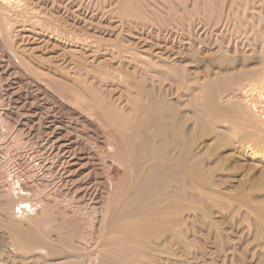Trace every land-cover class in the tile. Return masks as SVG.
Listing matches in <instances>:
<instances>
[{
	"label": "bare ground",
	"instance_id": "bare-ground-1",
	"mask_svg": "<svg viewBox=\"0 0 264 264\" xmlns=\"http://www.w3.org/2000/svg\"><path fill=\"white\" fill-rule=\"evenodd\" d=\"M11 3L10 0H0V35L9 30L10 18L7 19L3 11ZM252 39V42L255 41V38ZM249 44L252 45L251 42ZM222 46L220 44L219 51L216 48L218 52L214 51L213 55L211 52L204 54L203 49L200 56L191 52L187 55V68L178 61L171 62L170 56H162L159 61L168 70L163 66L162 70L155 67L154 58L144 59L138 52L135 53L131 60L137 65L141 61L143 65L140 67L141 63L137 66L132 62L140 77L128 75V78H122L131 95V101L128 100L132 105L130 114L126 113L130 110L129 105L128 111L117 109L113 102L108 104L104 101L100 93L91 95L83 92L85 96L82 93L74 96L73 100L79 106L77 108L86 109V118L97 122L106 134L105 152L99 153L95 145V151L80 149V138L69 139V131L66 133L68 137L64 135L67 139L58 138L56 131L62 129L58 128L61 124L58 120L53 121V127L57 129L54 128L50 134L45 127L47 122L44 123L43 136L37 138L42 139L37 140L38 152L43 150L47 156L41 167L58 178L61 189L57 188L58 192L52 191L50 194L45 192L39 202L41 209L36 206L37 209L35 204L33 207L41 210L36 215L38 220H44V223L41 221L42 226L49 228L51 222H55L51 223L54 226L58 223L51 229L57 234L43 229L46 227L40 230L39 221L23 224L21 214L18 215L23 201L19 207V201L11 202L10 212L15 221L11 216L8 228L13 234L11 237L15 244L12 245L19 249L15 247L16 250L26 252L23 253L25 257L33 254L31 262H35L36 258L38 261L41 256L35 255L36 249L42 253L44 251L46 256L42 254V257L45 260L41 257L44 264H210L208 252L202 248V251H193L188 243L187 234L194 229L192 235L197 232V227L189 229L188 225L198 216L204 219L202 222L205 221L204 224L199 223L204 226L201 229L210 230L215 241L221 242L227 238L228 244L235 243L229 237L232 229L223 230L225 227L221 229V226L229 228L228 221H232L230 223L233 225L232 217L237 213L240 216L242 210L255 219L248 222V233L258 234L257 237L263 235L264 46H260L262 52H257V46L255 51L253 45L249 46V51L245 48L240 50L241 47L237 46L232 54L223 50ZM167 80L176 86V94L181 99L185 100L187 92V103L177 96L175 99L174 85L171 86ZM104 102H107L106 105ZM100 103L101 107L103 104L105 106L101 108ZM93 154L100 162L104 176L102 180H94L90 172L89 165L95 162ZM108 159L117 169L111 168ZM25 190L20 192L23 197H33L32 191ZM68 198L76 202L74 207L77 212L72 210L73 206L69 211V206H64ZM30 210L29 214L33 216L35 211L32 214ZM216 217L222 219L224 224L220 226ZM243 229L244 232L246 228ZM246 232L245 235H248ZM232 245L227 251L234 259L239 249ZM218 250L219 253L222 249ZM255 250L252 251L254 255ZM261 257L263 259L264 254ZM41 260L32 263L41 264Z\"/></svg>",
	"mask_w": 264,
	"mask_h": 264
},
{
	"label": "rangeland",
	"instance_id": "rangeland-1",
	"mask_svg": "<svg viewBox=\"0 0 264 264\" xmlns=\"http://www.w3.org/2000/svg\"><path fill=\"white\" fill-rule=\"evenodd\" d=\"M10 3L11 6L9 7L11 8L7 7L8 9L5 8L6 10L3 11L7 19L10 18L8 19L9 30L0 35V208H3L0 209V223H2V225L0 224V264H33L39 263L38 261L43 258L42 254L44 255L46 252L43 251L42 253L41 250L38 252L36 249L35 255L41 256L38 261L37 258L35 262L32 261L33 263L30 261L33 259L30 258L33 254H26L27 257H25L26 252L21 250V255L16 245L18 251L12 245L14 243L13 237H11L13 234H10L12 231L8 228L10 227L8 223L12 221V217L15 218L10 212L12 211L11 202L19 201V204L17 203L19 207L23 201L18 211L20 212L18 215H22L20 218L24 219V221L21 219L23 224L28 225L31 221H39L37 224L41 223L42 226L44 220H38L37 216L41 211L40 198L45 196V192H49V194L52 191L58 192L60 188L58 178L52 172L41 167L47 156L44 155L45 151L43 150L41 153L38 152L37 140L40 139L37 138L43 136L44 123L47 122L45 127L50 134L55 128L53 121H60L61 124L58 125V128L62 129L56 131L58 138L67 139L66 136L68 137L69 134L66 133L71 132L69 139L80 138L79 148L86 149V152H89V149L94 150L95 146L96 150L100 151L99 153L107 151L106 134L97 122L95 123L94 120L92 122L86 118L88 115H86V109H78L79 106L73 98L79 94L82 95L83 92L84 94L91 93V95L100 93L104 101H107L108 104L113 102L112 104L117 109L123 108L124 111H128L130 108L129 112H126L130 114L132 105L129 104L131 101L129 99H131V95L125 80L123 82L122 78H128V75L140 77L139 71L134 67L137 64L131 60L137 52L144 59L151 58L150 60H152L154 58L153 60L157 64L155 67H159L160 70L163 67L165 70L168 68L159 61L162 56L164 58L170 56V61H178L181 66H186L187 55H190L191 52L200 56L203 49V53L209 55L210 52V54L216 52L222 43L224 44L223 50L231 54L237 46H239L237 48L241 47L240 50L247 49L249 51L253 45L256 51V46L258 47L259 44L257 52H262L264 46L261 45L264 43V0H10ZM252 25L253 30H251ZM257 33H259L258 37ZM261 33V40L263 41L260 40L259 35ZM252 38H255L256 43L259 44L256 45L253 41L254 45ZM249 41L252 45L249 44ZM259 48H262L261 51ZM179 57L185 59L181 60ZM139 64L137 66H143L141 61ZM49 82L50 85H48ZM168 82L171 86L174 85L167 80ZM173 87L175 99L177 96L178 99L187 103V92L185 93V100H183L179 94H176V92L178 93L176 86ZM106 103L104 102L105 105ZM127 105L130 107L127 108ZM64 135H66L65 138ZM94 155L97 157L96 154ZM95 156L93 157L95 162L93 161L94 163L89 165L90 172L92 171L94 180H102L103 171ZM111 162L112 160L108 159L110 166H112ZM111 168L117 169L114 165ZM25 189L32 191L33 197H23L20 192ZM72 200L68 198L63 203L64 206H69L68 211L72 206V210L76 211L74 207L76 202ZM37 203L38 205H36ZM33 205L40 209L37 210L38 208L36 207V209ZM21 207H23L22 210ZM29 207L32 209V214L35 211L33 216L37 213L36 218L30 215ZM71 211L70 213L73 212ZM239 213H241L240 216L237 213L232 217L233 225L231 224L232 221H228L229 228L222 225L224 224L222 219L216 217L219 225H222L221 229L224 227L223 230L232 229V231L230 230L232 234L229 233L231 236H227L231 237L235 243L230 244L226 241L227 238L219 241L221 244L215 241L210 230L201 229V226L204 227L205 221L202 222L204 219L195 217V221L193 219V222L191 221L188 226L189 229L197 227V232L195 231L196 233L192 235L196 229H191L192 231L187 234L189 240L187 242L191 244L192 250L202 251L203 249L208 252L210 264H240L241 262V264H264V257L263 259L261 257L264 254V234H260L262 235L260 238V235L257 237L258 234L256 236L249 234L248 222L255 221L254 216H247L248 214L244 210ZM51 223L49 224L51 227L48 225L49 228L46 225L40 227L39 225V229L56 232L51 229H54L58 223L56 226ZM244 227L246 229L243 232ZM245 232L250 237L245 235ZM50 235L54 234L51 233ZM242 237L245 238V241ZM248 241H251L252 244ZM232 244H235L239 249L237 252L239 254H236L234 259L227 251ZM259 245H262L263 248ZM254 247H257V251L253 249ZM241 249L242 251H240ZM217 250L220 251V254ZM254 250L255 255L252 252ZM257 252L258 254H256ZM48 258L51 259L50 256ZM43 259L45 260V258ZM42 260L40 261L41 264L44 262Z\"/></svg>",
	"mask_w": 264,
	"mask_h": 264
}]
</instances>
